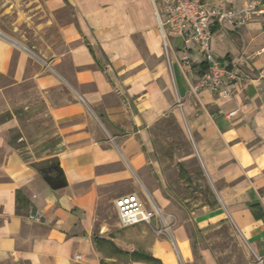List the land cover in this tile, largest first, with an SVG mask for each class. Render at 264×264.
Returning a JSON list of instances; mask_svg holds the SVG:
<instances>
[{
	"label": "crops",
	"instance_id": "obj_1",
	"mask_svg": "<svg viewBox=\"0 0 264 264\" xmlns=\"http://www.w3.org/2000/svg\"><path fill=\"white\" fill-rule=\"evenodd\" d=\"M41 6L61 39L50 67L0 34V264H223L205 236L224 226L242 250L224 264H264V17L212 25L216 56L241 71L225 97L195 89L203 56L167 29L165 54L153 0ZM38 104L63 143L51 156L25 140L22 116H42ZM169 119L192 146L175 173L154 136ZM49 168L66 187L51 189ZM131 193L159 204L162 219L122 227L115 200Z\"/></svg>",
	"mask_w": 264,
	"mask_h": 264
},
{
	"label": "rangeland",
	"instance_id": "obj_2",
	"mask_svg": "<svg viewBox=\"0 0 264 264\" xmlns=\"http://www.w3.org/2000/svg\"><path fill=\"white\" fill-rule=\"evenodd\" d=\"M43 14L41 0H0V34L7 35L14 43H23L27 51L33 55L34 51L39 53L48 63V54H51L52 48L59 45L61 39L56 25H44L47 17H43ZM37 107L42 116L35 119L31 109L22 116L25 140L31 145L34 156H51L60 144L55 135L57 129L45 115L43 105L38 104ZM154 136L157 156L175 173L182 164L180 161L191 153V143L173 119L160 124L154 130ZM205 239L217 252L223 264L231 261L229 252L237 261H242L241 237L234 228H210Z\"/></svg>",
	"mask_w": 264,
	"mask_h": 264
},
{
	"label": "built area",
	"instance_id": "obj_3",
	"mask_svg": "<svg viewBox=\"0 0 264 264\" xmlns=\"http://www.w3.org/2000/svg\"><path fill=\"white\" fill-rule=\"evenodd\" d=\"M163 34L165 54L169 55L171 35L180 36L186 48L195 47L202 54L206 65L200 82L195 89L208 88L225 97L231 96L229 86L240 80L241 71L236 63L225 64L211 47L212 25L229 24L242 28L251 21L264 17V0H247L240 9L213 5L203 0H153ZM167 29V30H166ZM184 61L189 64L187 54ZM50 67V63H46ZM231 114H234L231 112ZM122 227L140 223H151L154 218L162 219L163 208L150 199L147 205L137 194H125L115 200ZM159 233H167L168 225L164 222Z\"/></svg>",
	"mask_w": 264,
	"mask_h": 264
},
{
	"label": "water",
	"instance_id": "obj_4",
	"mask_svg": "<svg viewBox=\"0 0 264 264\" xmlns=\"http://www.w3.org/2000/svg\"><path fill=\"white\" fill-rule=\"evenodd\" d=\"M57 139L59 141V136L57 135ZM61 140V139H60ZM60 144H58L56 152H59L62 149V144L61 142H59ZM57 169V168H56ZM59 172V169H57ZM41 175L44 177L45 181L47 182V184L49 186H51V189L53 190H58L61 189L63 187H66L67 185V181L66 178L64 176L61 175V173H58L56 176H52L50 175V170L45 169L43 171L40 172Z\"/></svg>",
	"mask_w": 264,
	"mask_h": 264
},
{
	"label": "flooded vegetation",
	"instance_id": "obj_5",
	"mask_svg": "<svg viewBox=\"0 0 264 264\" xmlns=\"http://www.w3.org/2000/svg\"><path fill=\"white\" fill-rule=\"evenodd\" d=\"M54 167V166H53ZM50 169V173L52 172V168H49Z\"/></svg>",
	"mask_w": 264,
	"mask_h": 264
},
{
	"label": "trees",
	"instance_id": "obj_6",
	"mask_svg": "<svg viewBox=\"0 0 264 264\" xmlns=\"http://www.w3.org/2000/svg\"><path fill=\"white\" fill-rule=\"evenodd\" d=\"M61 138H59V140H60Z\"/></svg>",
	"mask_w": 264,
	"mask_h": 264
}]
</instances>
